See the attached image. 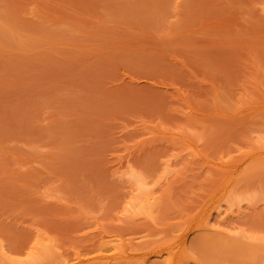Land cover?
<instances>
[{"label": "rangeland", "instance_id": "rangeland-1", "mask_svg": "<svg viewBox=\"0 0 264 264\" xmlns=\"http://www.w3.org/2000/svg\"><path fill=\"white\" fill-rule=\"evenodd\" d=\"M0 264H264V0H0Z\"/></svg>", "mask_w": 264, "mask_h": 264}]
</instances>
